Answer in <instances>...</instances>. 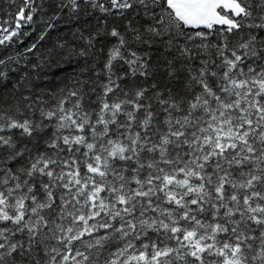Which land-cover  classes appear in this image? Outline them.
<instances>
[{
    "label": "snow or ice",
    "instance_id": "snow-or-ice-1",
    "mask_svg": "<svg viewBox=\"0 0 264 264\" xmlns=\"http://www.w3.org/2000/svg\"><path fill=\"white\" fill-rule=\"evenodd\" d=\"M7 4L0 264H264V0Z\"/></svg>",
    "mask_w": 264,
    "mask_h": 264
},
{
    "label": "trees",
    "instance_id": "trees-1",
    "mask_svg": "<svg viewBox=\"0 0 264 264\" xmlns=\"http://www.w3.org/2000/svg\"><path fill=\"white\" fill-rule=\"evenodd\" d=\"M0 6H2V10L6 13L7 10H8L7 0H0ZM99 15H100L99 13H96V16L84 17L81 20V24H84V22L87 21V24L89 26V29L88 30L89 31L94 30V28L91 27V26H95L96 25V23H97L96 17L99 16ZM113 21H114V18L113 17H109V24H111ZM61 27L63 28V24L61 25ZM38 34H39L38 32L35 33L34 36H33V39L35 38V35H38ZM61 34H67V35H69V37L71 36V33L70 32H68V33H61ZM55 35H56V33H53V36H55ZM104 43H105L106 46H111V43H114V41H111L110 42L108 40H105ZM99 50H100V45L98 44L97 45V51H99ZM104 51L106 53L107 47H105ZM96 59L99 60V57H96ZM50 71H55V68L51 69ZM49 78L50 79H55L54 77H49ZM37 83H39V81H37ZM10 89H11V86L9 85L7 88L0 89V92H2V93L5 94V98H8L7 94L10 92Z\"/></svg>",
    "mask_w": 264,
    "mask_h": 264
}]
</instances>
